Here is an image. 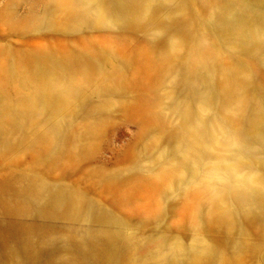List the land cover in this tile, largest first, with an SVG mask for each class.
<instances>
[{
    "label": "rangeland",
    "instance_id": "rangeland-1",
    "mask_svg": "<svg viewBox=\"0 0 264 264\" xmlns=\"http://www.w3.org/2000/svg\"><path fill=\"white\" fill-rule=\"evenodd\" d=\"M0 264H264V0H0Z\"/></svg>",
    "mask_w": 264,
    "mask_h": 264
}]
</instances>
